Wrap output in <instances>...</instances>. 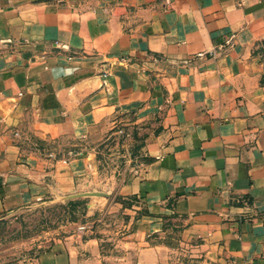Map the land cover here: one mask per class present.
Returning <instances> with one entry per match:
<instances>
[{
	"label": "crops",
	"instance_id": "obj_1",
	"mask_svg": "<svg viewBox=\"0 0 264 264\" xmlns=\"http://www.w3.org/2000/svg\"><path fill=\"white\" fill-rule=\"evenodd\" d=\"M263 38L264 0H0V219L89 167L69 150L24 159V132L72 141L132 117L144 159L111 208L138 264L160 263L170 227L220 264H264ZM103 258L88 237L41 264Z\"/></svg>",
	"mask_w": 264,
	"mask_h": 264
},
{
	"label": "rangeland",
	"instance_id": "obj_2",
	"mask_svg": "<svg viewBox=\"0 0 264 264\" xmlns=\"http://www.w3.org/2000/svg\"><path fill=\"white\" fill-rule=\"evenodd\" d=\"M252 56L264 84V38L256 42ZM24 133L20 137L24 159L35 150H45L50 157L69 150L76 156L84 154L89 167L77 175L73 189L49 194L0 219V264H41L57 246L88 237L100 238L102 264H138V250L122 244L126 216L111 208L118 201L120 183L144 159L146 134L132 117H117L72 141H46L34 132ZM160 237L157 264H220L207 255L201 239L184 234L181 227H170Z\"/></svg>",
	"mask_w": 264,
	"mask_h": 264
}]
</instances>
